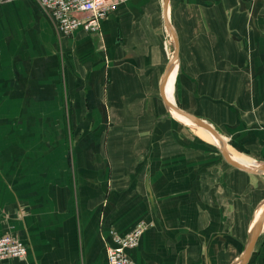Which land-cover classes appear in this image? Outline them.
<instances>
[{
	"label": "crops",
	"instance_id": "crops-1",
	"mask_svg": "<svg viewBox=\"0 0 264 264\" xmlns=\"http://www.w3.org/2000/svg\"><path fill=\"white\" fill-rule=\"evenodd\" d=\"M159 2L125 0L98 33L70 37L55 35L34 0L0 4V236L10 233L28 249L25 259L0 264H106L109 231L125 235L139 220L150 227L127 251L135 264H227L244 249L264 209V173H235L214 155L194 164L183 155L170 158L179 137L165 123L155 126L168 30ZM260 4L168 0L169 12L181 8L184 22L199 25L185 57L178 35L174 83L181 77L205 85L194 74L221 67L228 73L217 81L229 101L244 91L239 44L228 31L203 32L202 24L223 21L231 5ZM207 7L215 9L207 14ZM233 18L244 29L243 16ZM252 63L248 83L264 88V69ZM69 119L90 120L89 126L69 128ZM107 120L126 124L102 143L99 127ZM254 132L252 142L264 128ZM102 149L118 151L113 160L110 154L109 176L102 174ZM183 149L202 150L196 143ZM246 264H264V227Z\"/></svg>",
	"mask_w": 264,
	"mask_h": 264
},
{
	"label": "rangeland",
	"instance_id": "rangeland-1",
	"mask_svg": "<svg viewBox=\"0 0 264 264\" xmlns=\"http://www.w3.org/2000/svg\"><path fill=\"white\" fill-rule=\"evenodd\" d=\"M116 1L118 8L125 2V0H116ZM159 6L161 7V4ZM239 7L240 6L231 5L229 7V10L227 11V15L224 16L225 19L223 21L221 22L217 21V23L215 24L207 21V23L202 24V31L207 32V31L216 30L222 33H226L228 31L230 32L231 38L235 40L236 47H237L236 43L239 44L240 50L245 54L244 67H245V74L247 79L246 80L247 86L245 87V90L244 91L239 90L240 92L239 94L237 93L235 95H230V101H229L228 98L229 95L227 92L228 88L224 84H222L221 81H217L220 80L224 75L223 73L226 72L224 69H221L220 67V69L216 71L199 70L194 74L195 77H199L197 82L205 83V85L202 86H198V85L191 86L189 85V83L187 84L186 82L183 83V81L180 80L181 79L180 77L178 85L177 83L176 84L174 83L172 99L173 102H175V104L178 107L184 106L185 108L188 109L189 113L196 115L204 119L205 121L209 122L218 131L219 134L224 136L223 138L224 140L225 139L227 140V141L225 140V142L227 143V147L230 150L252 161V163L254 164L258 162L259 163L264 162V132H260V134H258L261 137L256 142H252L251 140L248 139L249 137L255 136L256 134V132H254L255 129H259V127L264 128V88H257L255 86H252L251 83H248V80L251 81L250 78H253L254 76L253 67H252L253 66L252 62L254 61V59L256 61V65H260L258 72L261 69H264V28H259V24H258L259 22L261 24L262 22L264 23V5L261 4L260 6L246 5L245 7L242 8ZM204 9L207 11L208 14L212 12V10L215 8L207 7ZM181 14H183L181 8L175 6L171 7L170 16L177 30V34L180 35L182 42V51L184 54L183 57H185L187 56L186 54L188 52L187 48L190 45L189 38L191 37V33L196 32V30L199 29V25L196 29L193 24L184 22L185 17ZM235 16L237 17L243 16L245 21L241 25H243L244 29L239 31V29L236 28L238 25L232 23L236 20L233 18ZM215 19L220 20V17L216 16ZM50 28L52 30V26ZM53 30L56 35V29L54 28V26H53ZM252 33H254L253 38H252ZM166 35H167V39H166L165 49H166V63H167L171 54L169 53L170 34L167 29H166ZM58 65H60V59ZM236 67H237L236 64L233 65L231 68L234 70L231 69L230 72L236 73L235 70L237 69ZM262 74L264 75V72ZM189 98H191V101L189 100ZM232 100H234L236 106H233L234 102ZM159 105H160L158 109L159 113L156 116L155 122L157 123H155V126L156 125L161 126L163 125V123H165L167 132L168 133L171 132V134L174 133L177 136V138L179 137V139L177 140L179 144L176 146L175 151L168 152V156H170V158L175 154L178 155V157L183 155V159L184 158L185 159L187 158L188 160L191 159L193 160L192 164H194V162L197 159H201V158L205 159V157L212 158V156L214 155L217 158H219L221 162H223L228 168H230L231 171L235 173H241L239 171L232 169L224 162V160L222 159V157L218 152L215 143L210 142L207 139H204L202 136H200V133H198L194 127L182 123L174 122V119L172 117L173 114L166 110L162 100L161 102L160 101L158 102V106ZM228 106H230L229 110L231 112L226 111L227 114L224 113L225 115H223L224 116L223 117L221 112L223 111V109L228 108ZM236 107H238L239 110H237ZM239 112L244 116L245 119L242 116L239 115L240 116L239 117L237 115ZM89 121L90 120L69 119V120H64L65 122L64 124L66 126L68 122L69 128H71L72 125L80 126L79 125L80 122H81L80 123L81 126H89ZM113 121L114 120H107L106 124H102L99 127V129L101 130L102 143H105V137H110V135H108L109 134L108 131L113 130L114 127L115 129L120 130L121 127L126 124L125 120L114 121L119 124L116 123L113 124ZM151 122L153 123L154 120L152 119ZM98 138H100V135H98ZM119 138L121 137L119 136L118 139ZM193 143H196V145L198 144L199 149L202 150H199L198 152H188V150L183 149L184 146H188V144H193ZM101 153H103L102 174H108L109 176L112 170V166L110 165L109 162L111 159L110 154L113 156L112 158L113 160L115 159V156L113 154H117L118 151H112V150L107 151L105 149H102ZM189 153H191V156H189ZM214 175H216V173ZM141 223L144 224L146 228L145 231L147 230L148 227H150L149 224L145 223L143 220H139L136 222L133 228ZM116 233L119 234L118 232ZM6 235H12V234L9 233ZM109 245L108 244L106 245V249ZM240 252L241 250L238 253L234 254L230 258L227 264H231L232 261L240 254ZM15 260H19V259H15Z\"/></svg>",
	"mask_w": 264,
	"mask_h": 264
},
{
	"label": "built area",
	"instance_id": "built-area-1",
	"mask_svg": "<svg viewBox=\"0 0 264 264\" xmlns=\"http://www.w3.org/2000/svg\"><path fill=\"white\" fill-rule=\"evenodd\" d=\"M11 0H0V4ZM52 21L56 32L70 37L76 31L98 33L101 22L117 11L116 0H34ZM143 223L125 235L109 232L111 244L106 249V264H135L127 255L138 247L145 231ZM27 246L12 235L0 236V261L23 260Z\"/></svg>",
	"mask_w": 264,
	"mask_h": 264
},
{
	"label": "water",
	"instance_id": "water-1",
	"mask_svg": "<svg viewBox=\"0 0 264 264\" xmlns=\"http://www.w3.org/2000/svg\"><path fill=\"white\" fill-rule=\"evenodd\" d=\"M161 9L163 13V17L165 20V24L168 28V32L172 37L173 46L171 48V54L169 57V60L165 64V66L162 69V72L160 74L159 83H158V91L159 96L163 102L164 107L166 110L170 113H175L184 119L188 120L189 122L203 128L205 131H207L213 138L216 144V147L218 149V152L224 162L231 167L232 169L239 171L241 173L245 174H259L264 173V162L261 163H254L255 166H245L236 160L232 158L229 151L227 150L226 143L222 136L218 133V131L207 121L204 119L193 115L187 111L182 110L179 108L174 102L171 103L166 95V81L167 77L169 76L171 70L175 67V64L178 61V51H179V39L177 30L172 22L170 12H169V6H168V0H160ZM264 227V209L261 212L260 216L258 217L250 237L248 238V241L244 247V249L240 252V254L232 261L231 264H246Z\"/></svg>",
	"mask_w": 264,
	"mask_h": 264
},
{
	"label": "bare ground",
	"instance_id": "bare-ground-1",
	"mask_svg": "<svg viewBox=\"0 0 264 264\" xmlns=\"http://www.w3.org/2000/svg\"><path fill=\"white\" fill-rule=\"evenodd\" d=\"M169 42H170L171 48H172L173 41H172L171 35L169 36ZM176 66H177V63L175 64V67L171 70L169 76L167 77V81H166L165 90H166V95H167V98L169 99V101H170V97H171V94H172V91H173L174 79H175V76H176ZM171 103H173V102H171ZM173 115L175 116V118L179 122L194 127L197 130V132L200 133V136H202L204 139H207L208 141L215 143L214 138L207 131H205L203 128H201V127L189 122L188 120L184 119L183 117H181V116H179V115H177L175 113H173ZM227 150L229 151L230 155L232 156V154H233L231 152L232 150H230L228 147H227ZM233 156H232V158L234 160H236L237 162H239V163H241V164H243L245 166H255L256 165V164H253L252 162H247V159L243 158L242 156H239L238 154H233Z\"/></svg>",
	"mask_w": 264,
	"mask_h": 264
}]
</instances>
